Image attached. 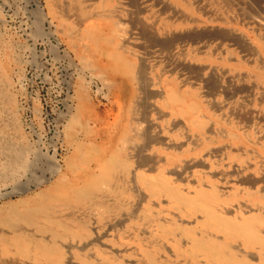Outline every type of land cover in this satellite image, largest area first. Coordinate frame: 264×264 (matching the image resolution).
<instances>
[{
    "label": "rangeland",
    "instance_id": "374dc122",
    "mask_svg": "<svg viewBox=\"0 0 264 264\" xmlns=\"http://www.w3.org/2000/svg\"><path fill=\"white\" fill-rule=\"evenodd\" d=\"M38 1L0 0V128L24 145L29 162L17 176L0 173L4 212L53 180L52 153L61 163L67 155L55 139L61 130L57 119L66 111L65 80L80 73L89 82L83 62L107 65L119 49L134 65L131 83L122 76L93 78L103 87L91 98L93 127L106 151L116 147L124 128L139 131V138L124 132L133 161L148 157V164L169 171L189 192L214 190L216 210L237 220L256 218L264 235V0ZM173 91L194 103L193 116L203 122L199 128L192 127L191 116L175 114L178 105L165 104ZM148 139L158 143L148 146ZM113 184L116 191L105 193L104 200L130 187L129 208L107 215L100 204L76 206V217L92 226V235L84 246L66 243V264H104L95 247L126 264L143 262L145 249L162 264H202L152 236L155 224L148 228L142 220L149 198L131 176L117 170ZM151 204L156 218L195 225L202 233L200 215L186 216L165 200ZM180 240L189 245L185 237ZM233 246L250 260L260 259L259 247Z\"/></svg>",
    "mask_w": 264,
    "mask_h": 264
},
{
    "label": "bare ground",
    "instance_id": "6f19581e",
    "mask_svg": "<svg viewBox=\"0 0 264 264\" xmlns=\"http://www.w3.org/2000/svg\"><path fill=\"white\" fill-rule=\"evenodd\" d=\"M35 1L38 5L39 1ZM65 55L70 58L68 53ZM124 58V52L117 49L109 55L110 61L107 65L100 64L98 60L83 62L90 71L89 82L94 85L92 97L91 85L82 74H70L65 80L66 111L57 119V126L61 130L55 135V139H61L66 146L67 155L61 163L51 154L54 164L52 159L51 163L56 172L51 171L54 174L53 180L47 182L44 189L11 202L7 212L0 206V264H66V243H80L84 246L92 235V226L85 219L76 217V206L100 204L107 215H114L121 208H129L125 200L132 197L130 187L120 188V195H116L118 199L106 201L103 197L105 193L116 191L113 180L117 170L123 171L125 178L129 179L131 176L152 202L154 200L162 204L165 200L169 207L186 216H201L197 226L202 233H198L195 225L187 226L178 221L168 223L162 218H156L151 211L152 202L147 200L144 204V225L149 228L155 224L152 236L168 241L177 253L187 254L190 260L202 259V264H264V235L258 231L256 218L237 220L225 216L216 210L219 195L214 190L196 187L189 192L169 177V171L163 168L154 169L148 164V157L133 161L131 157L134 154L128 149L126 138H139V131L134 129L129 133V128H124L116 147L111 151H106L104 143L97 138L93 127L95 105L92 99L103 93V87L93 78L101 82L106 77L115 79L122 76L131 83L135 78L134 65L124 61ZM261 76L264 78V69ZM106 86L109 87L107 83ZM184 98L181 93L173 91L166 96L165 104L178 105L175 114L181 117L191 116L192 127L199 128L203 122L193 116L196 112L195 105L193 102L187 103ZM3 100L10 103L11 98L4 95ZM124 132L128 134L126 138ZM143 137L146 138L144 133ZM11 140L4 135V128H0V173L5 176L19 175L29 163L24 145ZM152 141L158 143L150 139L145 144L149 146ZM51 163L49 162L50 166ZM94 164H98L96 171L92 170ZM121 197H124L125 203L120 201ZM180 237L188 239L189 245L183 247ZM234 243L247 249L259 247L260 259H248L245 254L235 249ZM95 249L104 264H126L115 261L99 247ZM143 253L144 261L138 264H162L153 250L145 249Z\"/></svg>",
    "mask_w": 264,
    "mask_h": 264
}]
</instances>
